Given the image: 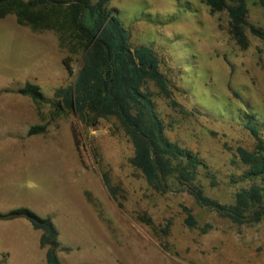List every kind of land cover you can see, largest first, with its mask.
I'll return each instance as SVG.
<instances>
[{
    "label": "rangeland",
    "instance_id": "obj_1",
    "mask_svg": "<svg viewBox=\"0 0 264 264\" xmlns=\"http://www.w3.org/2000/svg\"><path fill=\"white\" fill-rule=\"evenodd\" d=\"M111 7L134 46L153 47L169 81L171 99L147 84L166 136L209 165L216 185L203 169L196 181L205 195L234 204L248 186L239 181L245 168L234 163L235 149L257 147L249 115L264 140V42L248 33L242 49L228 12L212 14L205 0H112ZM247 7L248 22L264 30L259 0ZM85 52L67 29L36 30L14 14L0 19V90H9L0 94V212L29 208L52 219L61 264H264V223L237 225L173 179L156 192L132 165L134 147L117 119L83 117L55 98L74 84ZM26 83L46 100L17 93ZM35 127L44 131L31 135ZM184 207L196 228L186 225ZM3 228L18 231L19 244L10 256L0 245V264H48L42 231L26 219Z\"/></svg>",
    "mask_w": 264,
    "mask_h": 264
},
{
    "label": "trees",
    "instance_id": "obj_2",
    "mask_svg": "<svg viewBox=\"0 0 264 264\" xmlns=\"http://www.w3.org/2000/svg\"><path fill=\"white\" fill-rule=\"evenodd\" d=\"M112 0H0V19L16 15L20 25L36 30L48 29L75 34L83 45L84 63L74 84L55 93L67 108L81 116L93 114L97 118H115L129 136L133 147L132 165L143 174L148 185L159 193L168 191V180H175L189 190L197 204L237 225L264 223V140L249 115L246 128L257 142L255 150L237 147L235 164L245 170L240 182L248 183L235 194V202L225 205L205 195L196 184L200 170H206L216 185L209 165L198 153L180 146L166 136V126L157 111L153 94L147 84L153 82L162 94L172 98L168 79L159 72L158 59L151 45L134 46ZM212 14L227 11L230 34L242 49L250 45L248 33L264 42V30L247 20V0H205ZM264 8V0H259ZM71 71V70H70ZM9 90H0V94ZM17 93L31 97L36 103L46 100L38 85L26 83ZM174 105L177 106L176 103ZM44 128L35 127L30 134ZM113 198L116 194L105 179ZM185 223L196 228L198 223L192 211L184 207ZM28 220L35 230L42 231L41 247L46 249L48 264H61L56 250L59 232L50 218H43L29 208L0 212V221ZM164 232L167 234L171 223ZM204 233L208 232L205 228ZM68 250V249H66Z\"/></svg>",
    "mask_w": 264,
    "mask_h": 264
},
{
    "label": "crops",
    "instance_id": "obj_3",
    "mask_svg": "<svg viewBox=\"0 0 264 264\" xmlns=\"http://www.w3.org/2000/svg\"><path fill=\"white\" fill-rule=\"evenodd\" d=\"M14 210V209H12ZM10 210V211H12ZM8 211V212H10ZM7 213V212H6ZM18 220V219H16ZM11 221H0V227H6V225H9ZM19 241H18V231H13L10 229H0V245L3 246L2 253H6V255L10 256V248L18 247Z\"/></svg>",
    "mask_w": 264,
    "mask_h": 264
}]
</instances>
